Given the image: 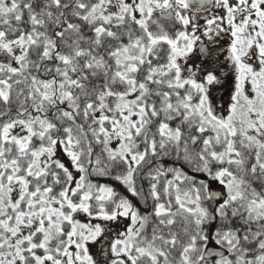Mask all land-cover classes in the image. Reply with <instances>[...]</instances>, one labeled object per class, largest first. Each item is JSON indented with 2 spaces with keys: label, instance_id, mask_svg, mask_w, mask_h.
I'll return each mask as SVG.
<instances>
[{
  "label": "snow or ice",
  "instance_id": "obj_1",
  "mask_svg": "<svg viewBox=\"0 0 264 264\" xmlns=\"http://www.w3.org/2000/svg\"><path fill=\"white\" fill-rule=\"evenodd\" d=\"M0 264H264V0H0Z\"/></svg>",
  "mask_w": 264,
  "mask_h": 264
}]
</instances>
